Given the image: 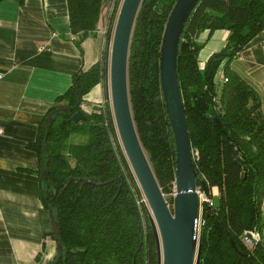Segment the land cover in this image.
<instances>
[{
	"label": "trees",
	"instance_id": "16d2710c",
	"mask_svg": "<svg viewBox=\"0 0 264 264\" xmlns=\"http://www.w3.org/2000/svg\"><path fill=\"white\" fill-rule=\"evenodd\" d=\"M176 1L142 0L127 66L135 129L171 209L175 151L162 99L159 57L164 27ZM66 2L70 33L80 47L96 31L102 0ZM157 3L162 5L159 13L154 12ZM115 16L114 6L108 36ZM263 28L264 0H200L180 37L177 74L196 185L202 191L204 181L208 197L213 187L219 192L212 206L202 203L199 264H264V117L256 91L230 68L234 56ZM217 30L228 31L226 47L199 69L203 43L198 36ZM221 66L224 81L217 93L214 79ZM106 75V65L100 63L74 74L70 87L59 97L64 104L47 115L62 106L72 110L55 113L43 128L46 115L37 139L27 144L39 161L40 199L58 225V236L52 231L49 235L66 250L55 262L57 252L49 264H157L149 212L138 204L141 194L119 144L109 103L87 114L88 120L72 122L83 97ZM207 115L217 117L221 125ZM73 136L83 139L70 141ZM77 177L97 178L104 185L82 184ZM250 230L261 236L252 251L241 242L243 232Z\"/></svg>",
	"mask_w": 264,
	"mask_h": 264
},
{
	"label": "crops",
	"instance_id": "0c3cea01",
	"mask_svg": "<svg viewBox=\"0 0 264 264\" xmlns=\"http://www.w3.org/2000/svg\"><path fill=\"white\" fill-rule=\"evenodd\" d=\"M113 2L110 7L102 2L96 31L80 47L70 33L66 0L0 3V264H49L57 254L49 235L51 214L39 196L38 157L27 144L37 139L49 110L64 104L59 97L74 74L106 65ZM227 36L226 30L199 34V69L224 50ZM230 68L256 91L264 117V28L234 56ZM106 80L83 97L80 110L86 115L104 106ZM214 82L219 93L222 66ZM210 194L214 203L218 189ZM262 209L264 215V200Z\"/></svg>",
	"mask_w": 264,
	"mask_h": 264
},
{
	"label": "water",
	"instance_id": "95a60500",
	"mask_svg": "<svg viewBox=\"0 0 264 264\" xmlns=\"http://www.w3.org/2000/svg\"><path fill=\"white\" fill-rule=\"evenodd\" d=\"M200 0H177L165 24L159 57L160 86L165 111L168 116L174 139L175 186L173 207L170 208L159 187L150 162L139 141L128 92L127 66L129 46L135 19L142 0H123L109 36L106 57V79L109 83V95L113 122L119 144L129 164L130 171L144 195L149 209V224L155 236L157 264H199L201 244L199 243V219L201 201L196 185L197 173L194 168L191 144L178 83L177 55L178 45L185 24ZM162 5L157 3L154 12L159 13ZM68 107H59L50 112L43 124L51 122L57 112L71 111ZM214 124L221 125L217 117L207 115ZM88 120L79 110L72 116L73 123ZM44 146L46 147V141ZM238 162V160L236 159ZM239 163V162H238ZM240 164V163H239ZM43 172L41 171L40 178ZM77 181L91 186H100L97 178L77 177ZM122 186V185H121ZM121 186L114 197L116 199ZM200 187L205 196L208 186L204 181ZM51 226L54 237L58 236V225L51 214ZM140 237L143 238V232ZM231 248L236 249L229 238ZM58 258L66 250L57 245Z\"/></svg>",
	"mask_w": 264,
	"mask_h": 264
},
{
	"label": "built area",
	"instance_id": "2783aa9c",
	"mask_svg": "<svg viewBox=\"0 0 264 264\" xmlns=\"http://www.w3.org/2000/svg\"><path fill=\"white\" fill-rule=\"evenodd\" d=\"M0 76H1V74H0ZM223 81H224V79H223ZM216 100L217 99L215 98V101ZM217 108H219V107H217ZM138 189L140 191L139 186H138ZM140 194H141V199L138 201V204L142 203L148 209L147 201H146V199H145V197L141 191H140ZM198 194H199L200 201H201V208H202V203H206L209 206L213 205L211 198L208 196H205L200 189H198ZM148 212H149V209H148ZM201 225H202V221H201V216H200L199 224H198L199 230H200ZM198 233H199V231H198ZM260 241H261V236L257 231H251V230L250 231H244L242 236H241V242H242L243 246L248 251H252Z\"/></svg>",
	"mask_w": 264,
	"mask_h": 264
},
{
	"label": "rangeland",
	"instance_id": "374dc122",
	"mask_svg": "<svg viewBox=\"0 0 264 264\" xmlns=\"http://www.w3.org/2000/svg\"><path fill=\"white\" fill-rule=\"evenodd\" d=\"M123 0H102L103 2V5L106 4L107 6H111L112 5V2H113V7H112V10L114 8V6L116 7V16H115V21H116V18H117V15H118V12H119V9H120V6H121V3H122ZM102 5V6H103ZM115 21H114V24H113V27L115 25ZM112 31H113V28H112ZM112 31H111V34H112ZM105 97H106V100H105V103H109L110 105V108H111V103H110V95H109V83L107 82V80L105 81ZM83 138L82 137H79V136H73L71 137L70 141H73V142H79L81 141ZM198 189V188H197ZM164 198L166 199L167 196L164 195ZM167 201V200H166Z\"/></svg>",
	"mask_w": 264,
	"mask_h": 264
}]
</instances>
